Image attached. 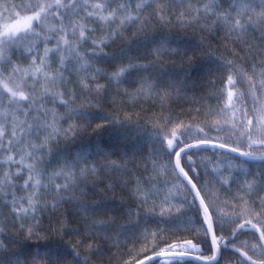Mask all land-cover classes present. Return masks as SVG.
<instances>
[{"label": "trees", "instance_id": "16d2710c", "mask_svg": "<svg viewBox=\"0 0 264 264\" xmlns=\"http://www.w3.org/2000/svg\"><path fill=\"white\" fill-rule=\"evenodd\" d=\"M15 2L19 3L20 0ZM202 2L206 0H192L193 9L201 7ZM160 5L166 9L163 11L166 17L164 21L159 20L156 15L161 10ZM228 7V4L222 5L224 10ZM131 10L135 13L134 3ZM181 12L186 17L194 14L189 11L187 4L159 0L158 4L142 12L141 19L123 27L118 23L101 27L91 20L80 21L97 29L93 38L98 41L119 29V35L102 46L103 53L113 55L124 50L126 55H117L115 60L107 62L103 57L99 62L95 59L92 61L94 67L101 69L102 73L94 80L86 81L92 90L80 85L83 73H64L71 80L61 89L66 93L64 98L74 99L75 103L70 106L77 109L83 107L89 113V118L62 119L57 125L62 131L70 125H75L80 130L75 134H58L54 141L48 143L46 148L51 153L39 167L46 168L50 175L60 170L65 162L72 163L78 153L88 152L89 155L87 160L79 161L74 168L75 184L63 193L66 198L70 197V202L67 199L61 201L55 210L51 207L42 209L36 224L30 219H18L11 213L10 206H6L12 199V193L17 197L25 195L20 187L23 180L15 181V188H4L3 193H0V264H16L17 258L20 264H73L72 255L69 254L73 252L78 253L81 264H135L159 252L167 244L185 240L199 243L206 239L202 227L203 211H198L187 202L182 203L184 197L188 201L192 199L185 188L179 187L181 182L185 185L187 182L182 176L178 180L172 173L174 155L160 150L157 136L164 131L167 120L171 122L167 127L176 124L189 126V135L182 137L185 143L212 139L216 143H229L247 150L243 144L232 143L235 137H231L228 126L221 127L223 117L220 109L224 106L229 87L227 77L230 66L227 62L233 61L237 68L251 69L255 65L259 69L264 67V54L255 53V45L250 49L234 42L223 29L213 26L214 17L201 15L198 21L187 23L186 20L178 19ZM53 43L49 41V46ZM92 47L89 41L81 51ZM39 52L42 54V46ZM5 54L12 64L20 67H27L31 62V56L22 49L15 52L9 49ZM130 62L146 65L147 70H130L119 86L109 81L108 74ZM55 67L53 65V70ZM4 71L7 73L10 68H5ZM145 77L150 80L164 78L165 82L157 92L172 86L171 94L163 105L155 96L152 99L136 96L140 80ZM97 85L103 86L100 92L94 90ZM236 88L247 91L246 86L239 82ZM68 92L72 96L67 95ZM47 107L55 108L61 116L66 111L63 106L48 104ZM217 120L220 124H216ZM112 121L115 123H111ZM201 127L205 131L197 132ZM213 127L220 130L215 131ZM34 142L41 143L40 140ZM253 151L259 154L255 148ZM223 152L212 147H199L188 151L191 162L187 156L182 160L186 171L189 167L195 169L189 172L193 182L198 187L204 185L201 194L213 214L216 234L227 243V247H221L219 257L213 264H240L242 257L231 251L229 246L248 251L254 259H264V256L257 257L251 251L253 244L260 243L257 234L238 231L232 236L237 224L242 222L235 219L233 209L242 207V201L237 197L242 194L239 185L243 183L245 173L236 169L230 174L225 169L223 178L229 180L227 185L222 183L219 179L222 176L218 173L219 164L236 167L243 163L247 172L252 174L247 178L252 179L257 172H264V161H251L234 153H228L226 158L221 155ZM113 162L119 166V170L110 167ZM152 162L165 167L167 173L157 176L154 181L161 195L151 197L147 204H141L140 199L134 195V190L137 180L143 183L152 174ZM85 166L94 167L96 173L80 176L79 169ZM10 170L15 172L16 167L13 166ZM55 183L64 184L65 179L57 178ZM144 187L147 190L150 185L145 184ZM169 188L176 194L175 198L169 197L171 208L163 203V195ZM261 197H264V191L258 190L248 195L247 199L264 220V211L259 204H252L253 200ZM46 199L51 202L52 196L49 195ZM162 207L167 209L163 217L159 214ZM176 209L180 211L177 212ZM223 213L228 215L224 216ZM229 219L234 222H227ZM21 223L25 225L23 228ZM93 225L96 227L93 228ZM260 226L264 230V222ZM30 227L33 229L31 236L28 235ZM152 233L158 234L153 236ZM200 247L201 251H193L192 254L212 255L208 244H200ZM49 252L53 253L51 258L45 255ZM56 253L60 254L59 257ZM162 261L163 258L154 260L153 264H162ZM186 264L205 262L190 259Z\"/></svg>", "mask_w": 264, "mask_h": 264}, {"label": "snow or ice", "instance_id": "6c2138e0", "mask_svg": "<svg viewBox=\"0 0 264 264\" xmlns=\"http://www.w3.org/2000/svg\"><path fill=\"white\" fill-rule=\"evenodd\" d=\"M174 2L181 5L187 4L189 11L194 13L191 17H186L185 13L181 12L178 17L181 21L194 23L201 15L214 17L213 26L223 29L228 37L234 39V42L244 44L250 49L255 45V53L264 54V0H206L202 2L201 7L195 9L192 7V0H174ZM133 3L135 13L131 10ZM158 3L159 0H20L19 3L15 0H0V193H3L5 187L15 188L17 186L15 181L23 180L20 187L25 195L17 197L12 193V199L6 205L10 206L11 213L18 219L22 221L30 219L33 224H36L42 209L51 207L55 210L60 206L61 201L67 199L70 202V197L66 198L63 193L75 184L74 168L78 166L79 161L87 160L89 155L88 152L78 153L72 163L65 162L60 170L50 175L46 168L39 167L51 153V150L46 148L48 143L54 141L58 134L67 135L69 132L75 134L80 130L75 125H70L68 129L62 131L57 127L62 119L88 120L89 118V113L83 107L77 109L70 106L75 103L74 99L64 98L66 93L61 89L71 82L64 73L67 72L69 75L83 73L79 80L80 85L84 89L92 90L86 81L94 80L96 76L102 74L101 69L95 68L92 61L95 59L99 62L103 57L107 62L115 60L117 55L121 57L126 55L124 50L113 55L103 53L102 46L116 38L119 35V29L98 41L93 38L97 29L80 21L91 20L101 27L118 23L120 27H123L141 19L142 12L146 8ZM223 4H228V9L224 10ZM112 5L116 7L113 8ZM160 9L156 15L159 20L164 21L166 17L163 11L166 9L163 5H160ZM49 41L54 42L51 47ZM89 41L93 47L81 51ZM40 46H42V54L39 52ZM9 49L14 52L22 49L24 53L31 56L30 64L27 67L12 64L5 54ZM34 52L36 54H33ZM227 63L230 66V74L227 77L229 87L224 106L220 109L223 117L221 127L228 126L231 129V137H235L232 143L243 144L247 150L229 143H216L212 139H199L195 143H185L182 137L189 135V126L176 124L167 127L171 122L165 120L164 131L157 136L160 150H166L169 155H174L172 173L178 180L182 176L187 181L186 185L181 182L179 187L185 188L192 199L188 201L187 197H184L182 203L187 202L198 211L203 210L204 225L202 227L206 239L199 243L185 240L181 243L167 244L165 248L156 252L155 256L146 258L148 264H153L156 258H163L162 264H186L190 259L213 264L217 261V254L221 247H227L226 241L216 234L213 214L209 211V204L205 202V197L201 194L204 185L198 187L189 176V172L195 169L189 167L186 171L182 164L185 156L191 162V156L187 155L189 149L211 146L223 149L224 152L221 155L226 158L228 153H235L250 160L264 161V67L257 69L253 65L251 69H246L237 68L233 61ZM53 65H56L54 70ZM5 68H10V71L5 73ZM132 69L146 71L147 66L130 62L108 74V79L119 86L125 74ZM164 82L163 77L157 80L141 78L136 96L148 99L155 96L163 105L165 99L171 94L172 87L169 85L168 88L157 92ZM238 82L246 86V92L236 88ZM102 87L97 85L94 90L100 92ZM67 95L72 96V93L68 92ZM245 100L247 103H244ZM48 104L63 106L66 111L61 116L55 108H48ZM161 119L164 118L161 117ZM216 124H220V121L217 120ZM102 126L98 125V127ZM213 130L220 129L213 127ZM204 131L202 127L197 129L199 133ZM36 140H40L41 143H35ZM254 148L259 152L258 155L253 151ZM156 154L158 155L159 151ZM13 166L16 167L15 172L10 170ZM231 166V164L227 165V167ZM110 167L119 170V166L114 162ZM236 167L245 173V179L239 185L242 194L237 197L242 201V207L233 209L235 219L242 222L237 224L232 235L235 236L237 231L245 229L259 233L260 243L253 244L251 251L257 257H261L264 256V230L260 224L264 220L260 217V213L255 212L252 205L248 203L247 196L258 190L264 191V172H257L252 179H248L247 177L252 174L247 172L243 163ZM6 168L9 170L6 171ZM152 169V174L143 183L137 180L134 195L140 199L141 204H147L151 197L161 195L154 181L157 176L166 174L167 169L158 166L155 162H152ZM95 173L96 169L91 166L79 169L80 176ZM60 177L65 179L64 184L55 183V180ZM219 179L225 185L229 183L226 178ZM145 184L150 185L147 190L144 187ZM173 187L177 186L173 185ZM49 195L52 196L51 202L46 199ZM170 196L175 198L176 194L169 188L163 195V203L169 208L172 207ZM257 203L264 211V197L252 201V204ZM166 211L167 209L162 207L160 216L163 217ZM176 211L179 212L180 209ZM223 215L228 214L223 213ZM254 220L257 222H253ZM227 222L234 221L229 219ZM24 226V223H21V227ZM95 227L93 225V228ZM124 231L126 232L127 229ZM32 234L33 229L30 227L28 235ZM157 234L152 233L153 236ZM200 244H208L212 255L192 257L193 251H201ZM234 250L242 257L240 264H264V259H254L248 251L241 248H234ZM69 254L72 255L73 264H81L78 253ZM45 255L51 258L53 253L49 252ZM55 255L59 257L60 254ZM16 264H20L18 258ZM137 264H145V261L139 260Z\"/></svg>", "mask_w": 264, "mask_h": 264}, {"label": "water", "instance_id": "95a60500", "mask_svg": "<svg viewBox=\"0 0 264 264\" xmlns=\"http://www.w3.org/2000/svg\"><path fill=\"white\" fill-rule=\"evenodd\" d=\"M208 147H211V146H208ZM212 148L219 149V148H216V147H212ZM192 149H194V148H192ZM189 150H191V149H189ZM219 150H223V149H219ZM223 151H224V150H223ZM234 154H235V153H234ZM246 159H247V158H246ZM248 160H250V159H248ZM251 161H260V160H251ZM186 182H187V181H186ZM202 211H203V210H202ZM235 229H236V227H235ZM235 229H234V230H235ZM242 231H252V232H254L255 234H257V236H258V238H259V233L255 232V231H253V230L245 229V230H242ZM237 232H238V231H237ZM237 232H236V233H237ZM232 236H233V235H232ZM234 248H237V247H235V246H229V249H230L231 251H233V252H235ZM235 253H237V252H235ZM237 254L240 256L239 253H237ZM150 256H155V253L152 254V255H150ZM196 256H198V255L192 254V257H196ZM148 257H149V256H148ZM218 257H219V253L217 254V259H218ZM146 258H147V257L141 259V260H144V261H145V264L148 263ZM158 259H161V258H156L155 260H158ZM135 264H137V262H136Z\"/></svg>", "mask_w": 264, "mask_h": 264}, {"label": "rangeland", "instance_id": "374dc122", "mask_svg": "<svg viewBox=\"0 0 264 264\" xmlns=\"http://www.w3.org/2000/svg\"><path fill=\"white\" fill-rule=\"evenodd\" d=\"M238 116H239V113L237 114ZM227 165H229V164H219V169H218V173L222 176V177H225V172H224V170L225 169H228L230 172V174H232V172L234 171V170H239V168H236V167H234V166H231V167H227Z\"/></svg>", "mask_w": 264, "mask_h": 264}]
</instances>
